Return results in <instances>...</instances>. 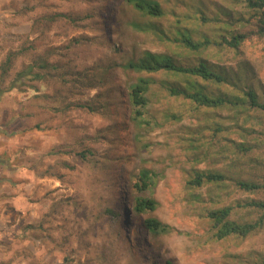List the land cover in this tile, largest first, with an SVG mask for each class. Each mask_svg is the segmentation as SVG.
<instances>
[{"label": "rangeland", "instance_id": "rangeland-1", "mask_svg": "<svg viewBox=\"0 0 264 264\" xmlns=\"http://www.w3.org/2000/svg\"><path fill=\"white\" fill-rule=\"evenodd\" d=\"M156 1L164 16L151 22L165 37L135 31L131 23L147 19L123 0H0V64L22 50L7 82L47 48H55L49 60L57 65L45 80L26 79L0 97V264H247L264 255V224L246 237L217 240L207 217L222 206L233 207L238 222L262 216L236 205L264 199V112L199 108L170 97L160 83L183 85V79L168 73L152 76L138 125L122 96L137 77L126 61L149 50L187 65L206 61L264 100V37L250 33L257 25L242 0ZM56 13L66 17L38 22ZM238 18L252 23L243 26ZM184 29L211 39L225 30L249 37L238 50L189 52L172 42ZM216 127L222 131L215 137ZM241 143L251 151L232 147ZM224 146L229 149L220 153ZM192 169L218 170L263 188L242 192L230 179L192 187ZM142 170L156 177L139 191ZM138 196L154 199L157 208L136 214ZM146 217L165 230H146Z\"/></svg>", "mask_w": 264, "mask_h": 264}, {"label": "trees", "instance_id": "trees-1", "mask_svg": "<svg viewBox=\"0 0 264 264\" xmlns=\"http://www.w3.org/2000/svg\"><path fill=\"white\" fill-rule=\"evenodd\" d=\"M125 4L131 6V8L137 13L138 16L146 18L144 22H132V28L140 33H159L165 37V33L161 31L158 26L151 22V20H157L164 16V12L160 4L156 0H123ZM244 7L252 12V19L257 25L256 31L250 32L259 37H264V0H242ZM66 17L65 14L56 13L52 15H44L38 18V22L52 24L58 21L59 18ZM202 23L221 21V20H207L204 17L200 18ZM240 22L243 26L251 24V19L238 18L235 20ZM230 23V21H228ZM226 23V25H230ZM221 27V26H220ZM224 29V28H222ZM225 34L219 35V38L211 39L208 35H201L192 30L184 29L178 31L173 38L172 42L178 44L189 52H199L205 50L210 46H225L232 50H238V48L248 39L249 35L245 33H235L229 30ZM194 34L199 38L194 39ZM55 48H47L43 53L34 54L31 64L25 65L21 70L14 74V78L7 82L8 76L15 66V59L22 50L18 52L9 53L5 60L0 64V97L6 93L16 89L17 83L22 84L26 79L30 81H43L50 75V72L57 69V65L51 62L49 59L54 56ZM125 69L130 70L136 74L135 80L127 86L125 92H122L123 99L128 105L130 113L129 120L135 121L136 124H140L137 121L139 116H142V111L147 107L149 103L148 93L151 86L155 83L152 78L153 75L158 73H168L176 77L183 79V85L172 84L170 82H161L160 85L165 89L166 93L170 97L183 98L193 102L199 108L216 109V108H252L264 112V100L258 94L255 88L248 83H243L241 79L233 80L232 74L225 71L217 70L213 65L208 64L206 61H200L198 64H183L174 60V58L167 53H154L149 50L140 52L129 58L125 65ZM7 82V86H5ZM203 82H209L217 87V90L211 92L206 87L202 86ZM223 86H233L238 93L225 92ZM78 107L85 108L86 106L80 104ZM87 108V107H86ZM91 112L95 110L87 108ZM222 131L220 127L215 128L214 136ZM215 136V137H216ZM210 145V144H208ZM227 149L228 146H224L220 153ZM238 153L246 154L251 151V147L246 144L232 145ZM205 156L210 155L209 150L203 152ZM82 158H85L84 153H80ZM198 164L201 161H197ZM192 175L187 184L192 187H202L205 185H218L224 184L227 180H233L238 190L242 192H256L263 188V186L257 182L251 180H244L241 178H234L227 176L218 170H194L192 169ZM156 174L148 170H142L136 177L135 187L139 191H144L149 188L153 183ZM132 210L142 215L148 212H152L157 208V203L154 199L148 197L138 196L132 199ZM239 208H253L261 213L257 220L253 222H238L231 218L232 210L231 206H222L213 208L207 212V217L210 220L211 227L213 229V236L217 240L227 238L229 236L246 237L258 229L264 224V199L252 200L243 204H237ZM108 213L113 214L112 211ZM143 227L151 233H160L165 230V226L154 217H146L143 221ZM247 264H264V255H261L255 261Z\"/></svg>", "mask_w": 264, "mask_h": 264}, {"label": "crops", "instance_id": "crops-1", "mask_svg": "<svg viewBox=\"0 0 264 264\" xmlns=\"http://www.w3.org/2000/svg\"><path fill=\"white\" fill-rule=\"evenodd\" d=\"M1 237H3V236H1ZM11 264H15V263H11Z\"/></svg>", "mask_w": 264, "mask_h": 264}]
</instances>
